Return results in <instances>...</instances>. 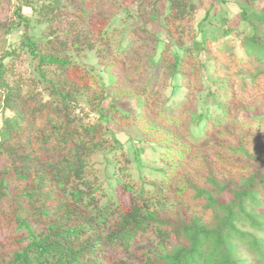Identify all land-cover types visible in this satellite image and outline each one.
I'll return each instance as SVG.
<instances>
[{
  "label": "trees",
  "instance_id": "obj_1",
  "mask_svg": "<svg viewBox=\"0 0 264 264\" xmlns=\"http://www.w3.org/2000/svg\"><path fill=\"white\" fill-rule=\"evenodd\" d=\"M14 1L0 0V264H264V0H236L252 31L238 44L190 47L229 0ZM145 145L159 166L143 173Z\"/></svg>",
  "mask_w": 264,
  "mask_h": 264
},
{
  "label": "rangeland",
  "instance_id": "obj_2",
  "mask_svg": "<svg viewBox=\"0 0 264 264\" xmlns=\"http://www.w3.org/2000/svg\"><path fill=\"white\" fill-rule=\"evenodd\" d=\"M15 6L17 7L20 3L15 0L14 1ZM201 6V10L198 14L197 20H202L208 11L211 10V6L209 1L207 2H201L200 4ZM130 10L134 12V14H139V5L138 3L133 4L130 7ZM165 9L163 8V6H160V12L158 13V19L156 21H153L150 23L149 25V29L150 31L159 39V50L161 51L163 48V42L167 40V33L164 29V19L162 16V11H164ZM123 11V10H122ZM214 16L212 17L211 21L204 25L203 24V31L201 33H198L197 35H193V36H182L183 37V41L186 47H190L193 45V42L195 40H201V39H207L209 40L213 45L215 46H223L224 42L226 39L232 40V42L234 44H238V40L241 39L243 37V35H250L251 34V29L241 20V16H240V9L238 7V1L236 0H229L227 3L225 4H216L215 6V10L211 11ZM23 13L26 16H30L31 15V10L24 8L23 9ZM149 14L148 16H152V11L150 9L144 11L143 14ZM140 15V14H139ZM136 16V15H134ZM138 18V20H137ZM151 18H146L145 21L146 22H150ZM143 21V19L140 17H138V15L136 16V19L133 18L132 22L135 23L134 25H139L141 24ZM144 22V21H143ZM40 27L39 28H33L32 30V35L33 36H38L39 32H40ZM24 30V27L19 28L16 32H12L10 35L7 36V42L8 44H12V43H18L21 38H22V32ZM227 32H229L227 34ZM181 37V39H182ZM158 44V43H157ZM88 57L85 58H81V56L79 57V60L82 61L83 64L89 65L91 66L93 65H98L99 67L101 66L100 63L98 62V58L95 54L94 51H88L87 52ZM204 58V57H203ZM264 68V61L262 63H260V69ZM98 70H100V68H98ZM103 73L105 75H107V71L103 70ZM170 78L167 75L166 77L163 78V88L161 89L163 96L166 97V99L169 100L170 103L175 102L176 101V97H171V85H170ZM212 106V104H211ZM119 107L121 110H123V112H130V113H135L136 112V106L134 104V101L132 99H124L123 102H121L119 104ZM212 109L214 110V108L212 107ZM6 114H8V112H6ZM0 116H1V112H0ZM118 138L122 141L123 144H125V149L126 151L129 153L132 150V146L140 148V146L142 145V143H135V140L138 139H142V135L138 134L136 130L132 129V128H128L126 131L121 132L118 134ZM131 142H133V145L131 144ZM137 144V145H136ZM147 146V145H145ZM112 155H109V158H111ZM158 157V155H156L155 153L152 152L151 148L149 146L146 147V151L141 153V163H143V173L145 171H148L149 167L154 166L156 162V158ZM104 156H99L95 159V161L99 162V164L104 167L105 163H104ZM142 166V165H141ZM157 167L159 166V164L156 165ZM141 167H139L138 163H132L130 165V172H132L133 174L138 175L139 170ZM142 170V169H141ZM140 170V171H141ZM118 176V175H117ZM122 179L123 178H117L114 177L110 180V182L108 184H106V193L107 196L110 194H113L115 189L118 188L119 184L122 183ZM107 201V197L102 198V204H105ZM134 259V257L132 258Z\"/></svg>",
  "mask_w": 264,
  "mask_h": 264
}]
</instances>
